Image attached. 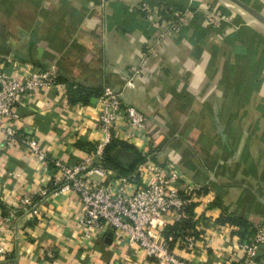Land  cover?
Here are the masks:
<instances>
[{
  "label": "crops",
  "instance_id": "crops-1",
  "mask_svg": "<svg viewBox=\"0 0 264 264\" xmlns=\"http://www.w3.org/2000/svg\"><path fill=\"white\" fill-rule=\"evenodd\" d=\"M143 1L149 0H0V68H20L22 77L26 63L54 68L60 83L23 98L16 132L75 163L102 136L100 101L70 102L69 85L102 92L132 81L125 99L148 118L147 137L134 147L145 161L174 164L181 191L200 187L223 206L191 203L194 227L187 233L197 246L187 250L178 238L175 251L193 264L237 262L241 236L220 217L264 222V26L227 1L188 0L194 17L168 32L166 20L140 10ZM247 3L264 12V0ZM122 151L129 150L118 157ZM52 176V166L27 145L0 134V244L7 248L0 264H158L111 229L85 240L75 193L53 196L43 206L51 213L45 219L21 212L10 218ZM49 249L57 251L55 261Z\"/></svg>",
  "mask_w": 264,
  "mask_h": 264
},
{
  "label": "built area",
  "instance_id": "built-area-1",
  "mask_svg": "<svg viewBox=\"0 0 264 264\" xmlns=\"http://www.w3.org/2000/svg\"><path fill=\"white\" fill-rule=\"evenodd\" d=\"M140 10L166 20V30L175 33L195 14L189 6L178 9L149 1H143ZM214 17L222 18L220 14L208 16L210 19ZM24 67V77L20 76V68L15 72L0 68V134L11 143L20 141L27 145L36 158L52 166L53 176L47 186L35 194L24 196L18 207L10 212V218L21 212L29 220L45 219L51 213L43 206L53 196L75 193L81 203L78 228L85 240L111 229L116 239H126L130 246L144 250L158 264H193L175 251L172 246L176 242L175 236L165 235L162 231L167 219L173 222L188 220L191 203L198 199L209 204L212 196L200 187L181 191L180 172L174 164H155L148 158L131 173L117 174L114 168L102 162L105 149L112 140L138 145L143 136L147 137V115L125 99L132 81H128L121 90L111 86L104 88L99 96L102 136L89 154L75 163H69L52 157L36 138L22 137L16 132V122L20 118L17 106L23 98L29 93L60 86L54 68H36L27 63ZM255 227L257 230L252 240L240 242L244 264H258V253L264 246V222H256ZM181 239L185 249L191 251L196 248L195 234H186ZM6 253L7 248L0 244V259ZM57 254L55 249L46 252L53 261L57 259ZM122 264L134 263L127 259Z\"/></svg>",
  "mask_w": 264,
  "mask_h": 264
},
{
  "label": "trees",
  "instance_id": "trees-1",
  "mask_svg": "<svg viewBox=\"0 0 264 264\" xmlns=\"http://www.w3.org/2000/svg\"><path fill=\"white\" fill-rule=\"evenodd\" d=\"M243 1L248 2V0H243ZM149 2L151 4H165L170 7L178 8V9H184L189 6L188 0H149ZM69 86L70 88L68 90V98L69 101L73 103L80 101L87 104L93 96H100L102 93L99 90L97 91L91 88L84 87L82 85L71 84ZM95 147L96 146H94L92 150ZM121 150H129L135 153L136 159L132 164L124 165L119 161L118 153ZM144 161H145V156L143 155V153H141V151L137 150L136 147H134V145L119 139H114L107 145L102 159V162L106 166L112 167L120 171L121 174L131 173L132 171H134L137 165H139L140 162H144ZM195 202L196 200L192 204L195 205ZM193 205H190L188 209L190 210ZM210 205L223 207L222 203L218 199H216L215 202L213 203L211 202ZM220 221L222 223H230L232 226L236 227L238 233L241 236L242 241H251L256 234L257 229L255 227V223L249 221L248 219L242 216L225 214L220 217ZM193 227L194 224L189 218L184 222H173L168 227H164L162 232L165 235L173 234L175 236V240H177L178 238L184 237L186 234H188L187 230ZM244 258L245 257L243 255L242 259L238 260L237 262L235 261L231 264H244ZM258 260H259V253L257 257V262Z\"/></svg>",
  "mask_w": 264,
  "mask_h": 264
},
{
  "label": "water",
  "instance_id": "water-1",
  "mask_svg": "<svg viewBox=\"0 0 264 264\" xmlns=\"http://www.w3.org/2000/svg\"><path fill=\"white\" fill-rule=\"evenodd\" d=\"M224 1L233 4V6L237 7L238 9L243 11L246 15L254 19V21L264 26V12L256 8L254 5L249 4L243 0H224ZM223 136L225 137V135ZM135 158L136 155L134 152L122 151L119 154V160L122 163H128L129 161H134Z\"/></svg>",
  "mask_w": 264,
  "mask_h": 264
}]
</instances>
